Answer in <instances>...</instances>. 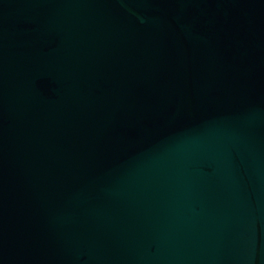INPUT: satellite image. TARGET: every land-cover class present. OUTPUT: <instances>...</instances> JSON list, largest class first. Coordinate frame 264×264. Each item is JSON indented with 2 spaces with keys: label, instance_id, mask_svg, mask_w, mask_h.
I'll return each mask as SVG.
<instances>
[{
  "label": "water",
  "instance_id": "water-1",
  "mask_svg": "<svg viewBox=\"0 0 264 264\" xmlns=\"http://www.w3.org/2000/svg\"><path fill=\"white\" fill-rule=\"evenodd\" d=\"M0 264H264V0H0Z\"/></svg>",
  "mask_w": 264,
  "mask_h": 264
}]
</instances>
